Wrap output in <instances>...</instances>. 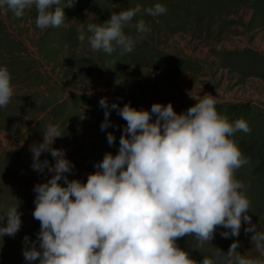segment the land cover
I'll return each mask as SVG.
<instances>
[{
  "label": "rangeland",
  "instance_id": "rangeland-1",
  "mask_svg": "<svg viewBox=\"0 0 264 264\" xmlns=\"http://www.w3.org/2000/svg\"><path fill=\"white\" fill-rule=\"evenodd\" d=\"M155 3L165 5L166 13L153 17L144 11ZM137 5L141 11L124 31L136 36L134 24L141 18L150 31L132 52L80 46L79 23L103 24L112 12ZM64 12L63 25L41 31L35 8L22 17L0 9V65L7 66L13 86L9 104L0 108V213L18 203L22 214L15 236L0 238V264H27L23 238L34 241L40 230L32 215L33 188L52 174L31 167V148L43 141L49 123L63 132L52 147L64 149L73 162L69 179L86 182L105 152L117 153L126 121L111 110L112 124L102 131L101 97L121 107L130 102L138 110L171 102L180 114L207 93L216 96L219 114L245 119L251 131L238 130L232 138L249 162L234 175L250 200L251 223L264 231V0H76ZM108 132L116 137L112 145ZM39 159L55 163L50 152ZM244 227L242 221L238 237L221 236L230 230L217 226L211 241L186 234L176 243L197 262L215 259L214 247L227 252L234 240L242 255L257 257L253 233Z\"/></svg>",
  "mask_w": 264,
  "mask_h": 264
},
{
  "label": "clouds",
  "instance_id": "clouds-1",
  "mask_svg": "<svg viewBox=\"0 0 264 264\" xmlns=\"http://www.w3.org/2000/svg\"><path fill=\"white\" fill-rule=\"evenodd\" d=\"M76 0H0V9L22 17L35 8L36 25L41 31L65 23V7ZM141 11V6L112 12L103 24L83 22L76 27L80 46L111 54L118 46L132 52L143 34L150 31L144 19L135 22L137 35L126 34L125 26ZM156 17L167 8L155 3L144 9ZM13 96L11 74L0 65V108ZM193 98V97H192ZM196 103L178 114L171 102L153 103L150 110L129 103L122 107L101 97L104 111L101 130L112 124L111 110L125 121L115 155L105 152L94 164L86 182L69 179L74 169L65 150L53 148L63 132L49 123L43 141L32 146L31 167L51 177L34 185L32 211L40 222L36 240L24 236L22 254L27 264H264V231L251 223L250 200L243 183L234 173L247 164L236 141L238 130L251 131L243 118L234 121L218 113L216 96L198 95ZM114 126V125H113ZM112 132L107 142L114 144ZM50 152L55 163L40 160ZM47 169V172H45ZM63 183H60V182ZM18 203L0 213V238L15 236L22 225ZM253 233L251 241L259 253L253 257L237 251L234 240L227 252L214 247V257L201 261L176 243L186 234L200 242L211 241L217 226L221 236L238 237L242 226Z\"/></svg>",
  "mask_w": 264,
  "mask_h": 264
}]
</instances>
